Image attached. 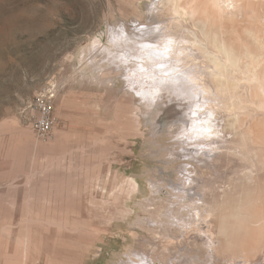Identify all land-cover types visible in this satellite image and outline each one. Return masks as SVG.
<instances>
[{
    "label": "rangeland",
    "instance_id": "374dc122",
    "mask_svg": "<svg viewBox=\"0 0 264 264\" xmlns=\"http://www.w3.org/2000/svg\"><path fill=\"white\" fill-rule=\"evenodd\" d=\"M199 1L0 0V264H264V99L249 70L225 64L232 86L214 95L88 49L117 34L168 44L152 68L221 84L203 22L242 48L264 0L221 18ZM48 89L42 137L29 103Z\"/></svg>",
    "mask_w": 264,
    "mask_h": 264
},
{
    "label": "bare ground",
    "instance_id": "6f19581e",
    "mask_svg": "<svg viewBox=\"0 0 264 264\" xmlns=\"http://www.w3.org/2000/svg\"><path fill=\"white\" fill-rule=\"evenodd\" d=\"M164 1L169 2L172 0H164ZM200 1L198 2V7L199 8L201 7V10H203L202 6H201L203 2L201 3ZM207 1H206V3H207ZM236 2H238V1L237 0H210V3H212L211 5H213V7L216 9L215 12H213L214 17L221 18V17L233 16L235 13L233 12L232 9H234V8H235L234 10L237 9L235 7L236 6L235 4H238L237 5L238 7H240L239 4H241V3H236ZM199 3H201V5ZM206 3L205 4L203 3V5L205 6V5L209 4V3H207V4ZM192 5L194 6V4H192ZM211 5L209 6L210 8H211ZM185 6H187V5H185ZM185 6L182 7V4H181V9L184 10L185 14H188V16L191 18L194 17V14L196 11L194 9L185 8ZM178 7H180V6H178ZM190 7H192V6L190 5ZM198 7H197V9H199ZM201 10H199L200 13L202 12ZM230 10H232L233 14L231 13ZM204 14H206V13H204ZM204 14H202L203 17H205ZM229 18H230L231 22L235 20L233 17H229ZM199 19L201 20V16ZM209 19L207 17V20L204 21V18H203L204 22H203L202 27H203V31H205V33L208 35L207 38L210 42L208 44L212 45V47H213L212 51L213 52H212V54L208 53L209 54L208 55L207 51L205 53V49H206L205 48V49H202V50H204V52L202 51V53L203 54L205 53V55L207 54L209 57L208 60H210V63L212 62V64H206V65H209L207 67H211L213 65V67L215 69L216 68L219 69L216 72L213 68L214 74L216 72L217 76L223 78V79H221L222 80L221 84L217 83L214 80L215 81L214 84L217 83L216 86L211 84V82H213V81H211L209 84H207L209 82V80L206 83V82H204L203 79L202 80L204 83L202 85V83H201L202 80L200 78L201 74H197V71H194L193 69L192 70L190 69L191 71H188V73H186L187 70H183L182 71L183 73H179V72L174 71V68L169 69V67L171 66V63H170V65H166L167 60L156 62L154 66H159V67L158 68L156 67L155 69L152 68V66H150V63H148V61H153V58H152L153 54H154L153 52L154 51H156V52L162 51L164 53L165 50L167 49V47L170 46L168 44H166V45H164V44L163 45L162 44L161 45H154L151 42H146V41L140 42V41L135 40L134 38L128 37L127 35L122 36L120 34H117V35L111 36V38L109 40V45L108 44L102 45L99 42H93V44L88 49H89V51H91L92 48L96 49V47H99L101 45L102 50L112 57L111 59L113 60V62H117L116 64L127 67L128 68L127 70L130 71L131 75H135V77L139 75V73H138L139 70H142L150 78H155L156 72H160L161 73L160 79L163 78L166 80L168 78H171L174 81H178V82L185 81V80L193 81L197 86H200V87L203 86V89L201 88L203 90V92H205L207 94H209L210 92H212V93L214 92L213 93L214 95L216 93L218 94V92L220 94H223L222 92H227V90L230 89L229 87L232 86V85L229 86V81H227L226 75L228 74L227 71L230 69V68H228V70H226L227 64H228V66L242 70L245 73H247L249 70V73H251V75H253V78H251L248 75H245V78H248L251 81L250 82L251 84L258 85L257 88L260 89L259 91L263 96V98H262V100H263L264 99V85L262 83L263 82L262 79H264V69H263V67H264V29L260 30V29H257V27L247 28L246 29L247 38L243 41V43H242L243 45L241 46L242 48H239V47H236L233 45V44L238 42L236 34L235 35H233V33L230 34V36L233 35L234 38H230V39L226 38L221 32L222 25L217 24L215 22L212 23L211 20L209 21ZM209 22H211V24ZM206 24H209L210 28L207 25L208 26V29H207ZM200 26H201V24H200ZM196 39H198V37ZM249 44H253V47H249ZM195 46L200 47V46H197V44ZM203 46H204V44H203ZM183 48H185V47H183ZM202 48H204V47H202ZM178 50H180V52L183 51L182 48H179ZM168 51H169V49H168ZM198 51H199V49H198ZM200 51H201V49H200ZM208 52H211V50ZM217 54L223 55L224 63L220 62ZM205 55H204V57H205ZM206 58H205V61H206ZM150 68H152L153 70ZM260 69H262V70H260ZM259 70H260V72H259ZM244 72H242V73H244ZM163 73H165V75H163ZM190 73L192 74V77H190ZM128 76H129V74H128ZM212 77L213 76H211L210 78H212ZM217 79H218V77H217ZM199 80H201V81L199 82ZM128 82H130V81H128ZM219 82H220V79H219ZM218 84H220L221 87H219ZM129 85L133 87L134 83L130 82ZM200 87H199V89H200ZM152 88L153 87L147 88L145 94L152 97L156 92ZM222 90H224V91H222ZM217 97H218V95H217ZM212 98H214V97H212ZM218 98H221V97H218ZM260 104L264 106V100Z\"/></svg>",
    "mask_w": 264,
    "mask_h": 264
},
{
    "label": "built area",
    "instance_id": "2783aa9c",
    "mask_svg": "<svg viewBox=\"0 0 264 264\" xmlns=\"http://www.w3.org/2000/svg\"><path fill=\"white\" fill-rule=\"evenodd\" d=\"M50 89L39 92L29 103L32 128L42 137L47 136L54 124L53 96Z\"/></svg>",
    "mask_w": 264,
    "mask_h": 264
}]
</instances>
